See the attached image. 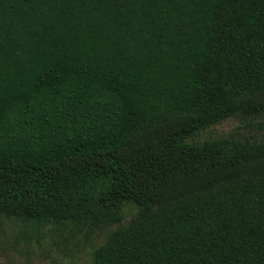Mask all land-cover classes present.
<instances>
[{"label": "trees", "instance_id": "16d2710c", "mask_svg": "<svg viewBox=\"0 0 264 264\" xmlns=\"http://www.w3.org/2000/svg\"><path fill=\"white\" fill-rule=\"evenodd\" d=\"M261 114L264 0H0V221L91 264H264V137L191 141Z\"/></svg>", "mask_w": 264, "mask_h": 264}, {"label": "rangeland", "instance_id": "374dc122", "mask_svg": "<svg viewBox=\"0 0 264 264\" xmlns=\"http://www.w3.org/2000/svg\"><path fill=\"white\" fill-rule=\"evenodd\" d=\"M238 135L264 137V114L259 117H232L202 130L191 141L203 142L212 137ZM136 211L134 206L125 210L126 222ZM110 225L90 233H61L53 228L31 230L13 220L0 221V264H91L93 250L101 245Z\"/></svg>", "mask_w": 264, "mask_h": 264}]
</instances>
